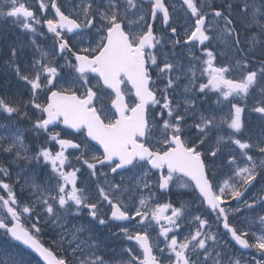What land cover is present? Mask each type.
<instances>
[{
	"label": "snow or ice",
	"instance_id": "6c2138e0",
	"mask_svg": "<svg viewBox=\"0 0 264 264\" xmlns=\"http://www.w3.org/2000/svg\"><path fill=\"white\" fill-rule=\"evenodd\" d=\"M37 3L40 15L26 0H0V19L32 34L40 51L26 74L15 64L21 49H10L30 95L14 103L0 97V115L28 118L44 136L30 152L22 132L0 124L9 133L0 135V153L44 171L18 168L6 182L12 173L0 165V237L44 264H111L91 226L120 222L122 238L134 244L116 264H264V215L259 233L230 222L245 208H264V136L242 138L249 100L264 119V61L254 69L245 53L217 63L214 51L220 42L244 53L241 26L250 32L247 52L264 51V0H180L179 8L176 0H79L70 13L58 0ZM38 34H51V50L39 48ZM178 50H186L187 64ZM210 97L217 111L206 114L198 100ZM222 162L226 177L217 175ZM257 185L260 195L242 199ZM179 190L194 199L179 206L158 199ZM193 204L202 211L192 213ZM41 213L58 229L52 243L69 245L68 255L39 239ZM82 216L90 219L66 235L69 217ZM22 218L35 222L26 227ZM221 227L258 256L222 255ZM6 264L29 262L9 249Z\"/></svg>",
	"mask_w": 264,
	"mask_h": 264
},
{
	"label": "rangeland",
	"instance_id": "374dc122",
	"mask_svg": "<svg viewBox=\"0 0 264 264\" xmlns=\"http://www.w3.org/2000/svg\"><path fill=\"white\" fill-rule=\"evenodd\" d=\"M177 3V6L179 8V3ZM74 9V7L72 6L71 8H69V6H67V11L70 13L72 10ZM40 12V11H39ZM177 18L180 17L181 13L178 11L177 13L174 14ZM5 22L6 21L5 19ZM161 29L160 26H158L157 31H159ZM39 27H38V32H39ZM37 37L39 38V40L43 41L46 45V36L45 35H37ZM243 39V45H249L251 46V44L248 43V39L249 37L246 36V34H244ZM41 50H45L42 49L41 47H39ZM49 48H53V44L49 43ZM249 48V47H248ZM47 51V50H45ZM255 52H257V54L264 56V51H262L260 48H256L251 52L252 54H256ZM40 56V51H38L36 48H32L31 50V60H30V64L28 65L27 68V73L29 72L30 66L32 65V63L34 62L35 59H38ZM221 61V59L219 60ZM16 83L20 84V83H25L24 81L20 80L19 78H16ZM241 105H243V102H241ZM253 106V101L249 100L248 101V106L245 108V112L242 116V119L244 120L245 123V136H242L243 139L249 140L250 142H257L258 139L261 136H264V133H262V129L264 128V119H261L260 117H257L254 121H250L249 116L251 115V113L256 114L255 112L251 111V107ZM251 130V132L249 131ZM251 133V134H250ZM232 151V146H229L225 149V152H231ZM260 188V186L258 187ZM28 192L24 191V192H20L19 189H17V196L18 198L21 196H25ZM0 194H4L2 191H0ZM259 207V204H257ZM41 217L44 218L43 213H41ZM22 220H24V218H22ZM25 221V220H24ZM33 222L31 220L27 221L26 223H30ZM44 225H50V226H54L51 223H44ZM66 225V223H65ZM29 226V224L27 225ZM66 227H64L65 233L66 235L70 232L67 229H65ZM57 227L55 226L53 228V231L56 230ZM50 232V231H48ZM45 232V231H41L40 235L41 237L45 240V241H50L51 243L53 242V240H58L60 239V236L58 235V233H53V232ZM69 239H70V235H69ZM134 244L133 242L131 243V245ZM52 245H54L57 249V246L55 244L52 243ZM69 247V245H64L62 249H57L59 252L58 253H62L63 255H68V253L66 251H64V248ZM9 249L11 251L12 254L17 255V256H22L23 259L26 262H29V264H40V262L37 260V258L31 254H29L28 252H26L22 247L11 244V242L7 241V239H4L3 237H0V262L2 264H6V262L9 259ZM105 248H101L100 251L104 250ZM116 259V257H115Z\"/></svg>",
	"mask_w": 264,
	"mask_h": 264
},
{
	"label": "flooded vegetation",
	"instance_id": "af4514ba",
	"mask_svg": "<svg viewBox=\"0 0 264 264\" xmlns=\"http://www.w3.org/2000/svg\"><path fill=\"white\" fill-rule=\"evenodd\" d=\"M251 188H249V190L247 191V193H245V197L244 198H248V199H251ZM254 196V194L252 195V197ZM196 205V204H194ZM253 214H254V211H253ZM259 216H256V217H253V224L252 225H248L247 224V220H243V222L241 223V221L239 220H233L232 217H230V222L234 223L236 225V227L238 229L240 228H250V234L251 232H257L259 233V229L261 228V224H260V221H259ZM221 232L224 233V231L220 230ZM225 236V235H224ZM229 242H228V245H229V248L232 249L234 251V254L231 253V255H241V256H245V257H251L253 255H257V253H255V250L254 249H250L249 251L247 252H242L238 246L232 244L230 241H231V237L230 236H225Z\"/></svg>",
	"mask_w": 264,
	"mask_h": 264
},
{
	"label": "water",
	"instance_id": "95a60500",
	"mask_svg": "<svg viewBox=\"0 0 264 264\" xmlns=\"http://www.w3.org/2000/svg\"><path fill=\"white\" fill-rule=\"evenodd\" d=\"M27 249V248H26Z\"/></svg>",
	"mask_w": 264,
	"mask_h": 264
}]
</instances>
